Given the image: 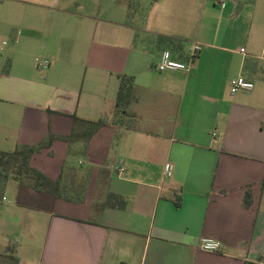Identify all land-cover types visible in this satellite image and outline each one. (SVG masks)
Here are the masks:
<instances>
[{"label":"crops","instance_id":"1","mask_svg":"<svg viewBox=\"0 0 264 264\" xmlns=\"http://www.w3.org/2000/svg\"><path fill=\"white\" fill-rule=\"evenodd\" d=\"M10 2L0 41V151L56 136L30 166L84 198L4 183L0 258L264 264V43L243 26L241 0ZM162 38L181 41L182 52ZM163 50L188 70L157 71ZM43 60L48 67L38 69ZM122 76L132 83L117 106ZM239 77L253 88L232 92ZM74 117L106 124L88 137ZM73 132L72 142L61 139ZM75 158L88 165L77 168ZM110 193L124 209L103 206ZM202 239L220 250L203 251Z\"/></svg>","mask_w":264,"mask_h":264},{"label":"trees","instance_id":"2","mask_svg":"<svg viewBox=\"0 0 264 264\" xmlns=\"http://www.w3.org/2000/svg\"><path fill=\"white\" fill-rule=\"evenodd\" d=\"M163 39V38H162ZM169 47L175 49L178 53L182 52L183 43L174 39H163ZM179 60V59H175ZM180 61V60H179ZM132 83L131 77L122 76L120 88L117 97V106H120L124 89L127 85ZM75 125L82 123L86 126L84 134L90 137L100 127L106 124L105 120L97 121H83L74 117ZM76 135L74 132L68 137H62L61 139L67 143L72 142ZM57 139L56 136L49 134L46 139L37 145L33 146H21L10 152L0 151V190L1 186L9 180L16 181L21 186H28L37 192L49 193L58 199H64L66 201L82 202L84 195L82 190L75 188L74 186L63 185L59 179L52 180L41 171L30 166L31 157L41 152L43 149H49ZM1 192V191H0ZM251 203L250 192L247 191L244 196L243 205L248 207ZM104 207L115 208L122 210L126 206L124 198L115 195L113 193L108 194L103 203ZM179 206V203H176ZM249 264V263H246Z\"/></svg>","mask_w":264,"mask_h":264},{"label":"rangeland","instance_id":"3","mask_svg":"<svg viewBox=\"0 0 264 264\" xmlns=\"http://www.w3.org/2000/svg\"><path fill=\"white\" fill-rule=\"evenodd\" d=\"M99 2V1H98ZM242 6V22L245 29L250 27L253 28V35L259 38L260 43H264V0H241ZM96 7V6H95ZM11 21V2L10 0H0V41L4 39L1 33L2 30L7 26V24ZM7 29V28H6ZM10 45L4 47V50L10 48ZM6 66L4 58L0 59V68L3 70ZM77 158H80L78 156ZM77 158H75V166L79 169L85 168L88 164L87 162H82L81 164H77ZM83 160V158H81ZM80 159V160H81ZM81 160V161H82ZM10 181H13L12 179ZM10 239H14V237H10ZM19 243V240H17ZM29 250L25 248V246H21L20 252L24 254ZM0 264H13L12 260L8 257L0 258Z\"/></svg>","mask_w":264,"mask_h":264},{"label":"built area","instance_id":"4","mask_svg":"<svg viewBox=\"0 0 264 264\" xmlns=\"http://www.w3.org/2000/svg\"><path fill=\"white\" fill-rule=\"evenodd\" d=\"M220 3L222 0H218ZM200 47L195 45L193 47V52H198ZM243 51V49H241ZM193 54L191 55V58ZM48 61L43 60L38 63V69H46L48 67ZM155 69L157 71H186L188 70L187 64L182 61L175 60L172 58L171 53L169 50H163L157 58V62L155 64ZM253 84L244 80L243 78L239 77L231 82V91H238V90H250L253 88ZM173 166L170 163H166L163 167V175L165 178H169L172 174ZM201 249L207 252H218L221 248V243L219 241H215L212 239H202Z\"/></svg>","mask_w":264,"mask_h":264}]
</instances>
